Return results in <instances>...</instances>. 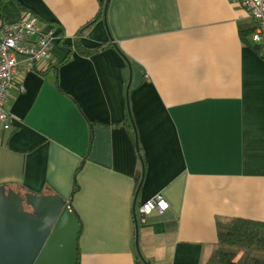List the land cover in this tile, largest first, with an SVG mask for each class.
Listing matches in <instances>:
<instances>
[{"label": "crops", "instance_id": "crops-1", "mask_svg": "<svg viewBox=\"0 0 264 264\" xmlns=\"http://www.w3.org/2000/svg\"><path fill=\"white\" fill-rule=\"evenodd\" d=\"M106 2L0 0L52 33L48 59H19L0 186L66 201L77 264H206L218 222L264 223L256 22L233 0ZM158 194L169 209L141 218Z\"/></svg>", "mask_w": 264, "mask_h": 264}, {"label": "water", "instance_id": "water-1", "mask_svg": "<svg viewBox=\"0 0 264 264\" xmlns=\"http://www.w3.org/2000/svg\"><path fill=\"white\" fill-rule=\"evenodd\" d=\"M78 233L60 196L21 195L0 186V264H77Z\"/></svg>", "mask_w": 264, "mask_h": 264}, {"label": "built area", "instance_id": "built-area-1", "mask_svg": "<svg viewBox=\"0 0 264 264\" xmlns=\"http://www.w3.org/2000/svg\"><path fill=\"white\" fill-rule=\"evenodd\" d=\"M233 1L256 22L251 40L260 48L264 58V0ZM51 43L52 33H43L33 17L14 23L3 22L0 18V128L4 131L11 128L5 104L10 88L16 83L19 59H23L28 68H33L48 59ZM168 209V202L158 194L139 208V215L144 218L153 212L163 213Z\"/></svg>", "mask_w": 264, "mask_h": 264}, {"label": "trees", "instance_id": "trees-1", "mask_svg": "<svg viewBox=\"0 0 264 264\" xmlns=\"http://www.w3.org/2000/svg\"><path fill=\"white\" fill-rule=\"evenodd\" d=\"M256 27L257 25L254 23L253 28L240 31L242 38H246L244 36L246 33L251 35ZM75 45L78 52L86 56L103 49V46L87 49L79 42ZM216 230V248L206 264H264V223L231 219L218 222ZM137 263L146 264L139 258Z\"/></svg>", "mask_w": 264, "mask_h": 264}, {"label": "flooded vegetation", "instance_id": "flooded-vegetation-1", "mask_svg": "<svg viewBox=\"0 0 264 264\" xmlns=\"http://www.w3.org/2000/svg\"><path fill=\"white\" fill-rule=\"evenodd\" d=\"M26 210H28V209H26Z\"/></svg>", "mask_w": 264, "mask_h": 264}]
</instances>
